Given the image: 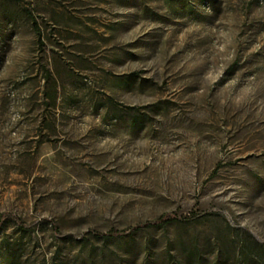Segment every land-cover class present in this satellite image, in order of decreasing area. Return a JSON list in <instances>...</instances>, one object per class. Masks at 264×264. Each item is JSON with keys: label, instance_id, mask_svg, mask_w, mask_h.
<instances>
[{"label": "rangeland", "instance_id": "rangeland-1", "mask_svg": "<svg viewBox=\"0 0 264 264\" xmlns=\"http://www.w3.org/2000/svg\"><path fill=\"white\" fill-rule=\"evenodd\" d=\"M0 264H264V0H0Z\"/></svg>", "mask_w": 264, "mask_h": 264}, {"label": "trees", "instance_id": "trees-1", "mask_svg": "<svg viewBox=\"0 0 264 264\" xmlns=\"http://www.w3.org/2000/svg\"><path fill=\"white\" fill-rule=\"evenodd\" d=\"M33 25H34L35 30H39L37 22H33ZM37 33L39 34V32H37ZM193 217L196 218L197 216H193ZM180 220H182V218H180L179 216H177L173 213H164V214L160 215L154 221H148L146 223L138 224V225L132 227V229L128 232L111 230L109 232H92V235L94 237L101 238V239H109V238H113V237L125 236L127 234L132 235V234H134V233H136V232H138L144 228L164 227L166 225L173 224V223L178 222Z\"/></svg>", "mask_w": 264, "mask_h": 264}]
</instances>
